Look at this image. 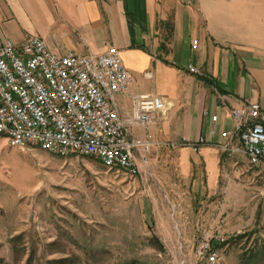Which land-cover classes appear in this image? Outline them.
Wrapping results in <instances>:
<instances>
[{"label":"rangeland","instance_id":"374dc122","mask_svg":"<svg viewBox=\"0 0 264 264\" xmlns=\"http://www.w3.org/2000/svg\"><path fill=\"white\" fill-rule=\"evenodd\" d=\"M249 11L258 35L261 9ZM149 79L151 92L168 90ZM195 157L178 169L170 154L168 180L167 168L149 166L130 178L92 157L14 148L0 136L2 264H210L198 246L216 236L225 239L214 242L217 264H264V202L249 167L225 169L235 186L218 193L215 169L204 176Z\"/></svg>","mask_w":264,"mask_h":264},{"label":"crops","instance_id":"0c3cea01","mask_svg":"<svg viewBox=\"0 0 264 264\" xmlns=\"http://www.w3.org/2000/svg\"><path fill=\"white\" fill-rule=\"evenodd\" d=\"M253 6L261 9L258 35ZM31 36L44 39L56 54L97 56L117 47L132 77L129 93L113 100L123 118L132 110L133 95L164 98L166 109L150 127H130L131 137L153 143L148 154L136 151L137 178L149 166L151 174L168 180L169 155L178 158L179 169L193 152L204 176L208 167L215 169L214 192L222 187L228 192L235 182L225 169L243 161L264 202V163L254 166L245 155L220 147L222 134L235 129L231 111L246 101L260 105L264 125V0L257 5L249 0H0V45L22 44ZM150 76L168 90L151 92ZM212 128L217 134L211 138ZM200 139L206 143L197 151L188 146ZM160 168L168 170L159 173ZM163 186L169 191V182Z\"/></svg>","mask_w":264,"mask_h":264},{"label":"built area","instance_id":"2783aa9c","mask_svg":"<svg viewBox=\"0 0 264 264\" xmlns=\"http://www.w3.org/2000/svg\"><path fill=\"white\" fill-rule=\"evenodd\" d=\"M189 70L198 73L193 67ZM131 83L117 47L93 56L74 51L53 53L38 36L22 44L6 41L0 45V136L8 138L10 147L24 150L34 146L60 156L92 157L110 171L137 178L136 151L148 154L153 143L131 137L130 127L147 129L166 103L154 94L133 95L131 112L121 117L113 100L129 93ZM231 117L235 129L222 134L221 149L245 155L254 166L264 163L260 105L246 101L231 111ZM217 121L213 115L212 122ZM210 134L214 137L216 128ZM182 143L188 144L186 140ZM205 143L200 139L190 146L197 151ZM224 241L220 236L205 237L199 243L198 258L217 264L214 242Z\"/></svg>","mask_w":264,"mask_h":264},{"label":"trees","instance_id":"16d2710c","mask_svg":"<svg viewBox=\"0 0 264 264\" xmlns=\"http://www.w3.org/2000/svg\"><path fill=\"white\" fill-rule=\"evenodd\" d=\"M0 264H2V260L0 259ZM129 264H140L139 262H137V261H132L131 263H129Z\"/></svg>","mask_w":264,"mask_h":264}]
</instances>
